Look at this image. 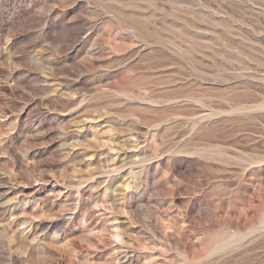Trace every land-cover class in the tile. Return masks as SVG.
Listing matches in <instances>:
<instances>
[{
    "label": "rangeland",
    "instance_id": "obj_1",
    "mask_svg": "<svg viewBox=\"0 0 264 264\" xmlns=\"http://www.w3.org/2000/svg\"><path fill=\"white\" fill-rule=\"evenodd\" d=\"M0 264H264V0H0Z\"/></svg>",
    "mask_w": 264,
    "mask_h": 264
}]
</instances>
